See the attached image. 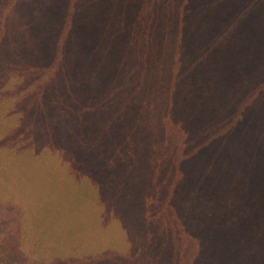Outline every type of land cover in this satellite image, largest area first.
<instances>
[{
    "label": "rangeland",
    "instance_id": "obj_1",
    "mask_svg": "<svg viewBox=\"0 0 264 264\" xmlns=\"http://www.w3.org/2000/svg\"><path fill=\"white\" fill-rule=\"evenodd\" d=\"M190 1L194 13L184 11L185 20L174 18L155 38L143 32L139 46L122 35L112 54L102 30L92 40L71 33L87 20L89 0H23L35 25L28 34L34 53L27 64L0 60V72L13 76L7 90L0 82V175L46 159L32 173L37 186L45 184L42 202L55 203L54 225H40L37 236L63 246L73 240L77 250L63 257L82 264H264V0ZM224 5L233 16L219 21ZM119 7L128 18L134 4ZM133 20L123 25L132 29ZM115 22L106 16V25ZM241 55L248 62H239ZM144 63L151 67L145 76ZM48 67L39 79L35 68ZM248 95L257 122L248 115ZM105 100L111 113L102 111ZM240 114L245 131L237 135ZM220 118L225 125L214 131ZM173 125L180 137L167 134ZM195 145L204 149L191 157ZM122 159L132 169L95 177V167L108 171ZM76 176L90 191L73 192ZM253 178L262 187L249 193ZM20 187L21 198L1 201L8 211L30 201L38 215L36 191ZM201 211L219 223L200 219ZM22 226L35 235L33 225Z\"/></svg>",
    "mask_w": 264,
    "mask_h": 264
},
{
    "label": "trees",
    "instance_id": "obj_2",
    "mask_svg": "<svg viewBox=\"0 0 264 264\" xmlns=\"http://www.w3.org/2000/svg\"><path fill=\"white\" fill-rule=\"evenodd\" d=\"M122 1L124 0H89L88 2L89 4L87 8H89L90 10L87 12L88 13L87 20H85L84 22L80 21L79 24H77L76 28L72 26V31H71L72 35L73 36L78 35L80 37L85 36L86 39L90 40L91 36H95L99 30H102L104 34L106 35L109 34L108 52L114 54L117 53L119 39L121 38L122 35L128 37L127 40L129 41L130 46H135V45L139 46L141 42V38L143 37L142 35L143 32L145 33V31H150L152 33V37L154 33V38L155 36L160 35V33L163 34L164 28H166L167 26L168 27L171 26V24H173L172 21H174V18L180 16L181 18L183 17L185 20L184 11H186L185 14H187V12L189 14H192L193 11L191 12L190 8L193 5L195 6L196 4L195 2L190 0H180L179 2L177 0H142V2L140 0H127L134 4L132 14L130 17L127 18V17H123L124 13L121 12V8L119 7L120 2ZM138 1L141 3V5L138 4ZM112 6L114 8L113 9L114 11L111 10L108 11L109 8L112 9ZM22 7H23V0H0V60L5 62L10 60L12 64L20 63V62L27 64L29 63L28 57L30 56V54L32 55L34 53V51L32 50L33 48V45L31 44L32 41L28 37V34L30 33L29 32L30 30L33 33L35 32V25L34 26L30 25V22H28L27 20L28 13L25 14L24 7L23 8ZM106 7L107 10H105ZM232 10L233 8L227 5L218 8L216 15L219 16V21L220 20L222 21V19L230 20L229 18H232L233 16ZM84 16L85 14L81 16L80 20H83ZM106 16L107 17L115 16V21H116L115 23L117 24L115 26L106 25L105 24ZM186 17L190 18L189 15L188 16L186 15ZM131 18L132 20L134 19L133 20L134 27L132 29H130V27L126 26L125 24L123 25V22L125 20L131 21ZM91 19L93 22H91ZM184 20L182 21L183 23L181 25L180 32L182 36V41L184 42L186 39L185 41L186 43L184 42V46H185V50L189 53L190 51L189 48H191V42L189 41V38H187L184 30L185 27ZM117 25L119 28L116 27ZM108 43L105 45H108ZM30 47H31V51H30ZM128 48H126V52L129 50ZM239 60H240L239 62L243 63L247 60V56L241 55V58ZM2 61H0V64L2 63ZM146 65L147 64L144 63V65L142 66L143 69H145L143 76H145L146 73L148 74L149 73L148 70L151 69L150 64L147 66ZM48 69H50V67L46 69L35 68L34 72L37 73L39 79H42L43 77H45L46 73L48 72ZM114 75H115L114 73L111 74L110 80H111V84L115 85V80L118 77L116 78V76ZM168 77L169 74L166 71V75L164 79H168ZM12 79L13 76L11 72L7 75H3L0 72V82L3 83L2 88H5L6 90L10 88L9 85L12 82ZM118 90H120L118 86H116V89L114 87L113 93H115L116 96H121ZM125 95H128L130 97V95L132 94L131 92L126 91ZM248 97H250V99H248L247 101L250 109L248 115L251 114V117L256 119L257 122L258 114H257V110H255L256 108H254L255 106L253 103L254 97L252 95H248ZM169 99L171 98H168V100ZM103 104H104L102 106L103 109L100 108L102 109V111L108 110L107 112H109L110 110H112L111 106L113 105L110 104V102H107L105 100V103ZM239 112H242V110ZM242 114L239 115L240 119H238L234 123V131L235 134L237 135L239 134L241 135L245 131V127L243 128L242 131H239V129L243 126L244 123V116ZM171 118H173V116H171ZM116 120L117 118L116 119L114 118V120H112L113 125L114 122L116 124ZM218 121L219 122L216 124V126L213 129L214 131L218 129V126H221V128H223V125H225L223 124L224 123L223 119L220 118ZM187 132L190 133V131L188 130ZM168 133L171 136H174L175 134L179 135V132L178 130H176V127L174 125L171 128H169L167 134ZM217 133L216 135L215 134L213 135L217 136ZM215 136H213V138H215ZM182 139L187 140V137L184 135ZM251 139L254 140L255 136L253 135ZM118 143L119 142L113 144L114 147H117ZM252 145H248L250 146L249 152L254 153L256 152L258 144L255 145L252 144ZM118 147L120 146L118 145ZM188 149H190V151L192 152L191 157H194L193 154L197 155L199 151L201 152L204 149V147L201 148L195 145V146H190ZM33 153H34L33 157L36 156L39 157L41 155V153H36V152ZM15 156H16L15 158H19L18 157L19 154L18 156L17 155ZM38 161L42 165L46 161V159H43V157H41L40 160ZM125 163L126 162L123 161L122 159L120 161L121 165L119 166L117 165V167L109 169L108 171L106 169V166L104 165L97 166L95 167L93 173L96 178H100L104 173H106V175L114 173L120 176L121 174H119V171H121L123 167L125 170L132 169L130 165ZM20 164L22 165V163ZM22 166L23 167H20V173L16 172V174L12 175L13 171L11 172L9 170V172L5 173L3 176L0 175V264H82L81 262H74L77 260V258L63 257L64 252H68L72 254L77 250L75 242L73 240L68 241L69 243L67 242L63 246L61 245L60 242L55 240L53 242H43L42 238L37 236V234H39L40 229H43V227H41L40 225H54V222L51 221L52 219L51 214L54 211L52 210V208L54 207L55 203H47L46 201L44 202V200L42 202V198H43L42 195L44 193L43 186H45V184H43L42 180L40 179L42 188L40 186H37L40 178L39 174L32 173V170L38 171L40 169L39 168L40 166L38 165L36 168V165L33 164V160L27 162L25 161V164ZM34 166L36 170L33 169ZM15 168L19 170L17 167ZM41 178L43 179L44 177ZM13 179H16V181L13 182ZM33 180H36L35 184ZM44 180L45 183L49 182V180L46 179ZM73 180H75L74 181L75 184L78 185L73 192L77 193L80 191L83 192L90 191L89 185L86 184L87 181H85L84 179H81L80 177L77 178L76 176L73 177ZM252 181L254 182V184L249 187L248 192L253 193L256 192L257 190L260 191L262 184L258 182H262V181L256 178H253ZM21 184H24L27 187H31L32 191H36L33 192V197L34 200L36 201V204H40V206L38 205L39 206V211L37 212L38 215H34L32 213L33 211L30 208L31 207L30 201H28L29 203L27 204V207L26 206L24 207L22 205V207H20L21 209L19 210H15V211H13V209L9 210L11 211V214L8 211V206L4 205V203L1 201L5 197L16 199L19 196V198H21L22 194H24V191H22L21 189L22 187H20ZM246 210L247 209L245 210L243 209L241 212L244 213L245 215ZM198 217L200 219H203L204 221L206 220L211 222L216 221L218 223L220 221V219L216 215L206 216V213H204L203 211H201ZM233 220L234 219L230 218L229 221L233 222ZM15 222L16 224H14ZM22 225H33L35 227L34 230L35 235L33 234V237H31L27 229ZM253 263L256 264L255 262ZM236 264H241V262H237Z\"/></svg>",
    "mask_w": 264,
    "mask_h": 264
}]
</instances>
